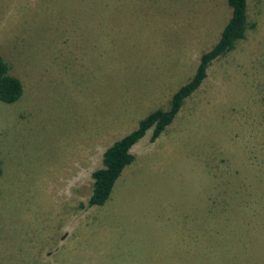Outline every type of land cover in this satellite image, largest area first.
Masks as SVG:
<instances>
[{
  "label": "rangeland",
  "instance_id": "obj_1",
  "mask_svg": "<svg viewBox=\"0 0 264 264\" xmlns=\"http://www.w3.org/2000/svg\"><path fill=\"white\" fill-rule=\"evenodd\" d=\"M171 124L131 148L102 206L92 172L169 107L227 0H0V264H264V0Z\"/></svg>",
  "mask_w": 264,
  "mask_h": 264
},
{
  "label": "trees",
  "instance_id": "obj_2",
  "mask_svg": "<svg viewBox=\"0 0 264 264\" xmlns=\"http://www.w3.org/2000/svg\"><path fill=\"white\" fill-rule=\"evenodd\" d=\"M227 2L232 9V14L217 43L201 54L195 74L173 93L169 107L166 109L157 108L149 112L140 119L134 130L115 140L104 150L101 166L91 174L93 181L87 200L88 206H102L111 198L115 182L124 168L134 159V155L130 151L132 146L150 128L153 129L151 140L158 137L166 126L171 124L182 107L184 99L197 89L206 78L210 62L234 49L236 41L244 37L248 25L247 2L246 0H227ZM23 91L21 80L10 73L9 64L0 55V101L13 103L22 96Z\"/></svg>",
  "mask_w": 264,
  "mask_h": 264
}]
</instances>
